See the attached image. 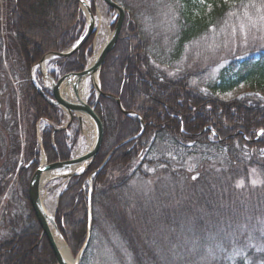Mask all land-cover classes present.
Segmentation results:
<instances>
[{"label":"trees","instance_id":"1","mask_svg":"<svg viewBox=\"0 0 264 264\" xmlns=\"http://www.w3.org/2000/svg\"><path fill=\"white\" fill-rule=\"evenodd\" d=\"M116 1L124 5L127 15L121 38L104 64L101 89L119 96L126 109L144 118L147 128L137 142L119 148L98 172L107 155L126 141L127 135L140 130L137 118L126 117L120 123L124 115L117 102L101 96L104 114H98L107 122L103 145L90 170L69 180L62 192L56 214L59 231L78 255L90 225L88 181L96 172L92 179V235L81 264L92 261L98 225L119 240L112 242V247L122 264H264V134L258 135L264 131V47L259 49L258 59L239 63L236 81L228 70L204 84L209 67L190 69L184 64L189 46L211 37L213 28L238 21L244 11L252 15L264 12V0ZM6 3L9 47L22 58L26 81L22 107L16 105L15 110H22L24 126L27 121L29 127L24 149L19 135L11 139L8 165L18 175L36 226L32 236L28 231L21 236L12 233L8 241H0V264H56L31 208V178L27 182L26 176L32 177L40 163L35 124L46 118L60 125L63 118L60 110L38 95L29 73L44 54L75 44L84 34L86 18L80 0ZM206 6L211 10L206 12ZM92 42L91 37L67 61L70 72L84 68ZM221 80L225 83L219 84ZM245 81L254 92L235 100L220 97L219 92ZM60 135L67 141L63 130L45 129L43 144L50 163L71 158V149L59 141ZM78 136L75 133L74 143ZM129 148L133 149L127 151ZM21 150H26L24 166H19L14 156ZM117 168L123 174L111 180L110 172L120 170ZM254 174L260 178L257 184L252 182ZM245 220L248 230L233 232L237 226L243 229ZM20 244L24 247L22 257L11 262L12 248Z\"/></svg>","mask_w":264,"mask_h":264},{"label":"rangeland","instance_id":"2","mask_svg":"<svg viewBox=\"0 0 264 264\" xmlns=\"http://www.w3.org/2000/svg\"><path fill=\"white\" fill-rule=\"evenodd\" d=\"M196 2H201L202 0H195ZM7 0H0V241H8L9 235L12 233H20L23 230L33 228L36 226L34 219H30L31 211L24 195L22 187L19 185L18 175L15 171L11 172V164L8 165V158L10 149L12 148L11 139L17 137L18 135L23 137L22 145L25 144V139L27 138L28 124L25 121L22 110L20 113L15 110V106L18 105L22 107V90L25 81L22 80L15 72L17 69V64H15L16 57L13 56L9 50L8 39L10 40V31L6 28L5 18V5ZM92 6L98 5L102 9V17L98 18L96 15V25L94 28L93 42L91 43L90 54L86 55V61L90 62L96 54V51L106 42H108L113 27L116 24L117 17L119 19L118 13L112 7H110L104 0H90ZM124 9V5L119 3ZM206 5L202 3V6ZM96 12L98 14V10ZM205 11H210L211 7H204ZM126 12V9H125ZM127 15V14H126ZM125 15V17H126ZM233 13L232 16H234ZM243 17L238 21L233 20V22L224 25L217 32H212L211 37L200 38L193 45L189 46L186 52L187 59L184 58V64L188 63L190 69H195L199 67L208 66V70L204 73V81L212 79H218L222 77L225 71L229 70V73H233L232 80L236 81L237 71L241 65L246 60H256L259 58V49L264 47V12L258 11L252 15V13H247L244 11ZM86 17V16H85ZM87 20V18H86ZM89 38V39H90ZM88 39V40H89ZM98 40V41H97ZM189 60V61H188ZM218 61V62H217ZM51 68V67H50ZM241 75L246 77V63L241 69ZM24 81V82H23ZM219 81V80H218ZM224 84L222 80L219 84ZM44 84L47 85L46 81ZM25 86V84H24ZM255 91V88L251 86V83L236 82L234 87L225 92H219L220 97L225 100H235L246 94H250ZM97 95V92L92 89V95L90 99ZM89 99V100H90ZM17 111V112H16ZM20 120V126H15V120ZM70 117L63 119L64 123L67 124ZM62 121V122H63ZM47 123V122H46ZM45 123V124H46ZM35 124V133L38 132V127L40 123ZM45 124H41L42 130ZM72 128L74 131L81 128V138L79 143L75 145V148L71 149L73 156L83 154L89 146L90 140L93 138V134L88 132L89 124H81L79 120L73 121ZM15 127V128H14ZM4 128L7 132H4ZM71 133V132H70ZM76 133V132H74ZM12 135V136H11ZM73 133L71 136L73 137ZM11 136V137H10ZM17 145V144H16ZM21 150L19 153L16 152L14 156H17V162L19 166L25 165L24 155L26 150ZM18 153V154H17ZM24 154V155H23ZM13 158L11 161H15ZM120 169V168H117ZM136 171L132 172L135 174ZM122 170H113L110 175L113 177L111 180H115L121 176ZM258 174H254L252 182L257 184L260 182ZM31 178V174L26 176L27 182ZM67 180L63 176L55 177L51 180L43 182L41 185V193L46 196V206L49 208L51 215L56 214L58 198L61 191L66 187ZM103 186H98L101 188ZM145 192V191H143ZM264 215V212L262 213ZM100 222L104 223L102 217L98 216ZM250 221V217L248 218ZM264 219V217H262ZM37 221V220H36ZM39 225V223L37 222ZM243 229L238 226L233 230V232L239 231L244 233L248 228L246 227V220L242 222ZM241 225V227H242ZM40 226V225H39ZM95 242L93 243L91 253H93L92 261H85L86 264H122L113 247L112 242L118 243L119 240L111 234L106 228H102L98 225L96 229ZM196 245L193 249H196ZM192 248V245H190ZM213 253L209 254L212 257Z\"/></svg>","mask_w":264,"mask_h":264},{"label":"bare ground","instance_id":"3","mask_svg":"<svg viewBox=\"0 0 264 264\" xmlns=\"http://www.w3.org/2000/svg\"><path fill=\"white\" fill-rule=\"evenodd\" d=\"M82 1H83V3H82ZM82 1L80 0V8H81L83 14H87V12H88L87 11V5H89L91 7L92 12H94L93 9L95 10L97 8V7H94V6L91 5L90 0H82ZM4 5L6 6L7 3L4 4ZM97 10H98V14H97L98 18H101L102 17V9H101V7L99 5H98ZM5 23H6V28L10 31L7 19H5ZM221 27H223V26H221ZM87 30H88V23L86 22V27L83 30L84 34L81 36V38H79L76 41L75 44L72 45V44L68 43L65 47L61 48L62 51L49 52V53L44 54L43 57L41 58V60L39 62H37L35 65H33V67L30 70V73H29V80H30L32 86L34 87V89L36 90V92L38 93V95L42 99L46 100L50 105H52V106L56 107L58 110H60L61 118L65 119L67 116L70 117L71 113L74 112V114H76V115L79 114L80 116H82V118H83V121L81 122L82 124L84 122L86 124L87 123L89 124V129L87 131L91 132V134H93V138L90 140L88 149L84 153L89 151L92 148V146L94 145L95 141H96V128H95V125L93 123L94 121L92 119V116L88 112L76 111L74 109L69 110V108L65 105V103H67V102L69 103L70 102V103H75V104L87 105L88 107H90L91 109H93L95 111V113L97 114L98 118L100 119L102 125L103 126H104V124L107 125V122L105 121L103 123L102 119L100 117V115L104 114L103 113V109H104L103 106L104 105L101 102V95L100 96L94 95L90 99V97L92 95V89H94L97 92V88L102 86V83H101L102 82V78H101V76H102V70H103L104 65H102V67L100 66L101 68L98 67V68H95V69H93V65H94V63H95L100 51L102 50V48L104 47L105 44H103L96 51L95 56L93 58H91L90 62H88V60H89V58H88V60L85 62L84 68L81 71H72V72H70L71 70H68V69L71 68V67L66 66V64H67V61L74 54H76L83 47V45L87 41L82 45V47L79 50L75 51L72 55H70V56H61V54L66 52V51L69 52V51L72 50L73 47L77 46L79 41L82 40V38L87 33ZM122 30H123V27H122ZM212 32H217V29L213 28ZM121 33H122V31H121ZM10 34H11V31H10ZM120 38H121V34H120ZM9 41L10 40L8 39V46H9ZM12 47H16L14 45V43H12ZM9 50H10L11 54L13 56H15L16 59H17V61L15 60V64H17V69L15 70L14 73H16L18 76H20L22 78V80H24L25 75L22 73L23 60H22V58L20 57V55L18 54V52L15 49H12L13 50L12 51L11 48H9ZM57 54L59 56H57ZM73 70H75V69H73ZM72 73H74V74L82 73V74H86V75H81L80 77H77L76 79H72V78L68 77L67 79L60 81L61 79L66 77V75H69V74H72ZM32 76H34V78L37 80L40 88L42 89V91L44 93V95L40 94L38 92V90L36 89V87L34 86V84L32 82ZM44 81H46L47 85L44 84ZM55 83H58V84L55 85ZM55 86H58L57 94H55V92L53 90L55 88ZM97 94H98V92H97ZM44 96H46V97H44ZM102 96L111 97L117 102L121 112L125 116V117L122 116V118L119 119L120 123L121 122L122 123L125 122L127 120L126 117L137 118L140 121V130L138 132L133 131L130 135H127L129 139L127 138L126 141H124L120 145H118L117 146L118 148L115 150V152L119 148L125 146L126 144L132 142L133 140L137 142L138 139H140V137L142 135H144V133L146 131V128H147L146 127L147 123L144 121V118L141 115H139L138 113H136L135 111L126 109L124 104H123V102H122V100H121V98L119 96H117V95L113 96L111 94H106V93H104V95H102ZM118 100H120V102H118ZM98 112H99L100 115L98 114ZM107 118L109 119V124L113 123V121L111 120V118L109 116V113L107 115ZM46 120H47L46 118H43L39 122H45ZM16 123H18V126H20V124H21L20 120H17ZM49 123H51L50 120H49ZM120 123L119 124L117 123V124L120 125ZM60 126H62L60 131L63 130L67 137H70L71 133L74 134V132H76V133H78L80 135V133L77 130L74 131V129L71 127V125H68V124H65L64 122H62V124H60ZM46 127L47 126L45 125L43 130H42V127L40 125V127H38V132L36 133V141H37V145H38V147L40 149L41 155L43 153H45L44 144H43V137H44L43 135H44ZM79 130L81 132L80 126H79ZM263 132H264L263 130L259 131L258 135L259 136L262 135ZM22 139H23V137L19 136L18 142L22 146V149H24V147H27V143L28 142H27V139L24 138L25 139V144L22 145ZM59 141L60 142H65L68 145V143L66 141V138L64 136H62V135L59 136ZM53 146H54V148L56 150H58V146L57 145H53ZM132 149L133 148H129L127 151H131ZM113 150H112V152L110 154L107 155L105 160L102 162V164L100 166L101 168H104L110 162V160L112 159L113 155L115 154V152H113ZM76 157H78V156H75L74 158H76ZM130 159H131V157L128 158V160H129L128 163H130ZM45 161L46 160L44 159L43 160L44 164H45ZM59 161H61V159L57 160V162H59ZM40 165H42V164L40 163ZM84 166H85V164H79L78 166H76L71 171L79 173V172H81L83 170ZM66 173L67 172L47 171V172L44 173L42 182H46V181L51 180V179H53L55 177H58V176H63ZM46 198H47L46 196L42 195V201H43L44 207H45L47 213L50 215L51 212H50L49 208L46 206V203H45ZM88 216H89V220H90V218L92 217V210H91L90 206L88 208ZM49 227H50V230H51L52 235L54 237L55 243H56L60 253L62 254V256L67 261H69L71 263H75L76 262L75 257H73L72 252H71L70 248L68 247L67 243H65L64 240L59 236V234L56 231V229L54 228L53 224L49 223ZM39 228L42 230V235L46 237V235L43 233V229L41 228V226H39ZM34 230L35 229H32V228L23 230L22 232L17 234V236L24 235V233L27 232V231H28L29 234L31 233L30 235L32 236V235H34ZM89 232H90V234H89ZM91 235H92V229H91V224H90L88 232H87L86 240H85V243H84L82 248H84L85 245H87L86 248L89 246V243H90V240H91ZM46 239H47V237H46ZM23 251H24V247H22L21 244H20V246L16 245L14 248H12V251L9 254V260L11 262L18 261L22 257L21 253H23ZM55 259H56V257H55ZM56 264H57V261H56Z\"/></svg>","mask_w":264,"mask_h":264},{"label":"water","instance_id":"4","mask_svg":"<svg viewBox=\"0 0 264 264\" xmlns=\"http://www.w3.org/2000/svg\"><path fill=\"white\" fill-rule=\"evenodd\" d=\"M104 1L110 7H112L113 9H115L118 12L119 19H118L116 26H115L112 34H111L110 39L108 40V42L104 45V47L100 51L94 65H93V69L98 68L100 66L102 67V65H104V63L106 61L108 54L116 47V45L119 41V38H120V34L122 31V27L124 25L125 15H126L125 9L115 0H104ZM82 3H83V1H82ZM87 11H88L87 14H85L86 18H87V23H88L87 33L82 38V40L79 41L77 46L73 47L72 50L69 52L66 51V52L62 53L61 56L72 55L75 51L79 50L82 47V45L86 41H88L90 36L93 34L94 28L96 25V16L92 12V9L89 5H87ZM57 56H59V55L57 54ZM81 75H86V74H82V73L74 74V73H72V74L66 75V77H64L60 81L65 80L68 77H70L72 79H76L77 77H80ZM32 82H33L34 86L36 87V89L38 90V92L40 94L44 95L42 89L40 88V86H39L37 80L34 78V76H32ZM57 84L58 83H55V85H57ZM53 90H54L55 94H57L58 86H55V88ZM97 90H98L100 95H104L102 93L100 87H98ZM44 97H46V96H44ZM118 102H120V100H118ZM65 105L69 108V110L74 109L76 111L88 112L92 116V119L94 121L93 123H94L95 128H96V141H95L94 145L92 146V148L82 156H79L76 158L73 157L72 159L67 160V161H59V162L47 164L45 166H41L35 172V174L33 175L32 179L30 181L29 199H30V203L32 205V208L34 210L35 216L39 222V225L43 229V233L46 235L47 240H48V242H49V244H50V246H51V248L55 254L57 264H80L81 256L84 253V250L86 249L87 245L84 246V248L82 249V251L80 252L78 257L75 259L76 260L75 263H71V262L67 261L62 256V254L60 253V251H59V249L55 243L54 237H53L52 232H51L50 227H49V223L53 224L54 228L56 229V231L58 232L59 236L62 239H63V237H62V234L59 232L55 218L52 217L51 215H49L47 213L45 207H44L42 197H41V183L43 180L44 173L47 171H66V170H69V173L64 175V177L66 179H70V178L74 177L75 175L84 173L85 171L89 170L93 161L95 160L98 152L101 149L103 139H104V127H103L100 119L98 118L97 114L95 113V111L93 109H91L90 107H88L87 105L75 104V103H70V102L65 103ZM70 118H71V122L75 118L78 119L80 122L83 121L82 116H80L79 114L76 115V114H74V112L71 113ZM117 148L118 147H116L113 150V152H115V150ZM79 164H85L84 170L81 173L71 171L72 169H74ZM89 234H90V232H89Z\"/></svg>","mask_w":264,"mask_h":264},{"label":"snow or ice","instance_id":"5","mask_svg":"<svg viewBox=\"0 0 264 264\" xmlns=\"http://www.w3.org/2000/svg\"><path fill=\"white\" fill-rule=\"evenodd\" d=\"M262 134H264V133H262ZM195 178V177H194Z\"/></svg>","mask_w":264,"mask_h":264}]
</instances>
